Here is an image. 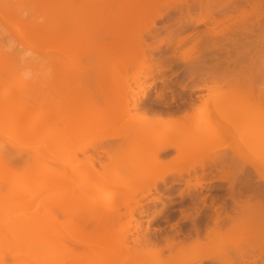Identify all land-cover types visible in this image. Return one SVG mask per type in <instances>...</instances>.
I'll list each match as a JSON object with an SVG mask.
<instances>
[{
    "label": "bare ground",
    "instance_id": "6f19581e",
    "mask_svg": "<svg viewBox=\"0 0 264 264\" xmlns=\"http://www.w3.org/2000/svg\"><path fill=\"white\" fill-rule=\"evenodd\" d=\"M75 1L77 0L37 1L33 19H42L38 27L46 29V32L34 42V49L26 48L14 53L15 59L19 64L29 63L35 66L38 51L52 48L54 55L64 63L55 64L53 77L49 82L37 80L34 83V91L27 102L10 104L11 100L8 97L21 98L22 93L19 90L21 88L13 87L15 68L10 63L13 51L10 53L5 50L0 51V100L5 99V102L0 104V122H3L16 136L29 140L38 139L39 129L43 132H55L56 135L64 129L79 135L78 138L70 141L68 146L78 143L81 137L102 135L71 152V161L78 159L77 154L83 156L79 165H60L74 178L77 186L92 192L81 198V201L73 203L67 197H53V199L52 196L45 197L47 199L45 208L59 212L57 222L59 218L62 219H59L61 221L57 225L63 230L59 228L58 231L72 235H61L53 243L46 242L47 240L43 239L45 236L37 233L35 220L24 217L20 221L19 232L23 236L31 234L29 236L35 237L34 240L31 238V242L27 239L28 246L33 245L35 249L13 244L12 241V244L3 243L27 252L34 251L38 253L39 259L47 254L52 256L51 261L57 264H86L99 255L105 260L103 264H113L117 258H120L123 264H129L137 259L144 261L146 257L158 256L164 251L170 254L182 248L200 251L199 249L212 242L233 238L235 242L245 244L246 249L234 255L224 251L211 255L197 252L192 256L196 257V260L187 264H264V232H259L264 205L242 168L224 155L212 157L204 155L197 160L192 159L186 168L176 170L172 166L181 160L180 157L169 162L164 160L170 149L179 148L181 143L192 137V128H197L199 131L205 129L203 124L184 121L204 113L213 102L198 96L200 105L190 99L182 110L150 112L142 106V101L146 98L144 92L148 86L141 89L140 96L136 97L135 92H132L130 98L127 93L128 85H125L124 89L120 87L122 76L131 68L137 69V74L133 77L134 82H145L153 77L154 67H159L156 70L158 74L170 68L173 61L166 64L169 61L166 57L156 60L152 54L172 49L174 55L175 50L181 46L180 41H175L174 37L181 30L201 24L205 28L202 37L191 43L185 53L179 55L189 81L203 83L208 81V84L194 86L190 91L205 89L207 96L213 92L224 95L238 93L237 90L243 88H247L250 93L253 92L254 78L251 75L230 69V66L234 65L230 59L219 61L216 56L206 57L205 53L214 51L217 37L221 34L226 35L227 30L232 28L230 26L233 22L235 24L240 19L252 16L255 10L240 11L235 14L231 10L220 13L218 8L208 9L201 12L202 20L194 24L191 9L187 4L184 11H177L176 6L173 5L182 0ZM206 1L213 2V0ZM198 2L200 3L199 0ZM198 6L200 8L201 3ZM175 11L178 12L175 29L164 27L165 39L154 45L146 43L144 34L147 32L149 38H154L158 33L156 22L171 18L170 13ZM28 26L29 24L22 27L16 35L17 39L26 37L29 33L26 31ZM222 87H232L236 90L220 91ZM242 97L239 105L256 106L264 117V92L258 91L255 102H251L246 96ZM238 110L242 111V108ZM84 117L86 118L82 120ZM26 119H31V124L22 126L21 123ZM241 123L249 126V130L254 135L262 133L264 129V120L260 127L252 126L254 120L248 118ZM172 124L176 125L182 135L168 138V141L164 142L163 138L166 134L161 129ZM114 142L116 143L111 145ZM67 149L66 146L59 154H65ZM89 150L96 154H88ZM23 151L30 150L20 149L18 152ZM130 154L137 156L133 161L135 163L132 167L133 171L130 169L131 171L120 180L105 182L98 178L93 162L96 161L104 170L116 160V157ZM102 155L106 156L105 160L102 159ZM195 164L200 167L202 174L195 177V182L191 186L188 180H185L184 183L189 189L180 192L178 198L190 196L191 189L197 190L200 187V178L205 175L204 169L214 167L218 181L230 180L229 192L235 216L229 215L224 204L221 205L220 211L215 212V216L211 217L206 233L201 234L196 224V219L200 215L198 204L201 199L195 195L192 208L194 215L184 216L185 220H189L194 226L193 239L189 235H183L181 238L173 235L165 238L166 245L162 247L160 241L154 242L145 234L134 237L127 227H133V232L138 233L141 228L138 225L140 220L134 218V213H137L139 218L143 214L136 193L140 192L142 198L150 194L151 188L155 189L156 184L165 182L168 177L179 180L183 175L189 176L195 170ZM0 170L12 174V167L4 159L1 151ZM256 174L262 178L261 172L256 171ZM38 175V177L27 176V179L25 176L23 180L33 184L48 183L49 185L47 175H43L41 171ZM24 185L18 182L19 191L24 192V194L20 193V200L0 196V205L7 204L6 207L12 213L16 212L18 207L28 211L34 200L32 194L38 189L25 191ZM122 195H127L129 198L124 200L121 198ZM150 203L156 202L150 201ZM161 206V210L166 209L164 202H161ZM121 208L123 211H120ZM161 213L162 211L155 212V215L147 221V226ZM127 215L129 218L124 221ZM110 251H115L118 255L109 257Z\"/></svg>",
    "mask_w": 264,
    "mask_h": 264
},
{
    "label": "rangeland",
    "instance_id": "374dc122",
    "mask_svg": "<svg viewBox=\"0 0 264 264\" xmlns=\"http://www.w3.org/2000/svg\"><path fill=\"white\" fill-rule=\"evenodd\" d=\"M37 1L0 0V51L3 52L5 50L9 53L13 51L11 52L13 55L10 61L12 67L15 68L13 87L15 89H18V87L21 88L19 90L22 93L21 98L8 97L11 100L10 104H19L20 101L27 102L30 100L29 97L35 88L34 83L37 80L49 82L53 77L55 64L58 62L64 63L54 55V49L52 48L38 51L39 54L38 58L36 57L35 66L29 63L19 64L15 59L14 53H18V51L26 48L34 49V42L46 32V29H40L38 27L42 19H33ZM94 1L100 2L101 0ZM184 1H178L173 5L176 6L177 11H184L186 9L185 5L187 4L191 9V17L194 24L202 20L201 12L208 9L218 8L220 13L231 10L235 14L240 11L248 12L255 10L252 16L246 17L248 19L236 20L237 22L235 21V24L233 22V25L231 24L230 26L232 28L227 30L226 35L223 33L224 35L221 34L217 37L216 47L218 46V48L216 49L215 47L214 51L205 53L206 57L216 56L219 61H226L227 59L233 61L234 65H231L230 69L248 73L254 78V91L250 93L247 88H243L237 90L238 93L232 92L224 95L213 92L209 96H207L208 93L205 89L190 91L194 86L208 84V81L205 83L201 81H189L179 55L180 53H185L191 43L196 42L202 37L205 28L201 24L188 27L186 30H181L174 37V40L180 41L179 43L181 45L175 50L174 58L172 49L157 51L152 54L156 60L166 57L167 61L169 60L166 64L173 61L174 63L170 68L158 74L156 70L159 67H154L153 77L145 82H134L133 77L136 76L137 69L131 68L126 75L122 76L120 87L124 89L126 87L125 85H128L127 93L129 95L128 98H130L132 92H135V96L138 97L142 94L141 89L148 86V89L144 92L146 98L142 101V106L150 112L182 110L187 106L188 100L190 99L194 100L197 105H200L201 102L197 99L198 96H201L202 99L212 101L213 103L205 109L204 113L184 121L185 123L193 122L199 125L203 124L205 125V129L199 131L197 128H192V137L190 136L191 138L181 143L179 148L170 149L165 155L164 160L169 162L176 157H180L181 160L172 166L176 170L186 168L192 159L197 160L204 155L210 157L224 155L242 168L245 175L249 177L251 183L256 188V192L263 202L262 205H264V129H262V133L254 135L249 130V126H244L241 123L245 118H248L254 120V125L252 126L260 127L264 117L262 111L256 106L247 107L239 105L243 99L242 96H246L251 102H255L258 98V91L264 92V0H213V2L199 0L201 3L200 8H198V4H200L198 0ZM177 11L170 13L171 18H165L156 22V30H158V33L154 38H149V33L147 32L144 34L146 43L154 45L158 41L165 39L166 31L163 29L164 27L175 29L176 16H178ZM28 24V30H23L29 33L26 37L23 36L22 39H17L16 35L18 32H20L23 26ZM7 46H10V48ZM162 46L164 47V45ZM208 63L210 62L208 61ZM229 89L236 90L232 87H222L220 91H228ZM172 96H174V99H172ZM4 102L5 99L0 100V104ZM238 108H242V111H239ZM68 115L70 116V114ZM85 118H82V120ZM30 120H23L21 125H30L32 122ZM181 128L184 127L181 126ZM161 130L165 131L166 134V137L163 138L164 142L168 141V138L180 137L182 135L175 124L166 128L164 127ZM54 133L43 132L39 129L37 130L38 139L34 138L35 140H29L28 138H21L18 134L16 136L3 122H0V151L4 159L12 167V174L10 175L0 170V182H2L0 185V196H8L20 200V193L24 194V192L19 191L18 182L20 185L27 184L24 185L26 188L23 187L25 191L32 188L38 189V191L32 194L34 200L28 211H24L18 207L17 211L12 213L6 207L7 204L0 205V264H57L51 261L52 256L43 253V258L39 259L38 253L34 251L27 252L12 248L3 242L11 244L13 242V244H20L22 247L24 245L26 248L31 249L32 247L33 250L35 249L31 243L30 245L32 246H28L29 242L27 239L31 242V238H33L29 236L31 234H27L30 237L29 239L27 235L23 236L19 232L20 221L24 217H31L35 220V226L37 227H34L37 229L39 235L43 234L45 236L43 239L47 240L46 242L53 243L61 235H72H67L64 231L63 233L62 231L60 232L63 229L58 226V223L62 219L59 218L61 220L58 219L59 222H57L59 212L45 208V200H47L45 197L52 196V199L53 197H67L73 203L81 201V198L86 197L92 192V190H83L77 186L74 178L67 173V170L61 168L60 165H79L83 160V156L77 154L78 159L71 161V152L102 135L93 134L81 137L78 143L68 146L69 142L76 137L78 138L79 135L72 134L64 129L58 135ZM115 143H111V145ZM66 146L68 149L65 154H59ZM20 149H29L30 151L19 153L18 151ZM88 154L96 153L89 150ZM119 157L120 159H118ZM119 157H116V160L111 162L104 170L99 167L96 161L93 162L92 165L97 170L99 179L105 182L116 179L120 180L126 173L133 169L132 167L135 165L133 161L137 158L136 155L130 154L125 157ZM102 159L105 160L106 156L102 155ZM39 171L43 175H47L49 185L48 183L33 184L31 182L28 183V180H23L25 176L26 179L28 178L27 176L38 177L40 175H38ZM256 171L262 173V178L256 174ZM203 173L205 175L200 178V187L197 190H190V196L192 197L185 195L183 199H180L177 195L189 189L184 183L185 180H188L189 186H191L195 182V177L202 174V170L197 164H195V170L189 176L183 175L179 180L168 177L165 182L156 184L155 189L151 188L150 194L142 198H140L142 194L137 192L136 197H138V203L141 206L143 214L139 218L137 213H134V218L140 220L138 225L141 228L138 233L133 232V227H127V230L132 232L134 237L145 234L154 242L159 243L160 241L159 244L162 247L166 245L165 238H170L173 235H177L176 238L189 235L193 239L195 237L194 226L189 220H185L184 216L194 215L192 208L196 196L201 199L198 204L200 215L196 219V224L201 234L206 233L211 217L215 216V212L220 211L221 205L224 204L226 212L229 215L235 216L232 210L233 203L230 199L231 195L229 192L230 180L218 181L215 176L214 167L205 168ZM50 184L53 186H50ZM144 191L146 190L144 189ZM212 194H218L219 197H212ZM121 198L125 200L129 197L122 195ZM150 201H155L156 203L151 204ZM161 202L166 204V209L161 210ZM174 202L178 203L172 205ZM177 208L181 209V211L174 214L170 213L172 209ZM120 211H123V209L121 208ZM158 211H162L161 215L147 226V221ZM13 215L16 216L12 217ZM128 218L129 216L127 215L123 220L126 221ZM260 218L261 227L259 228V232L262 233L264 232V212ZM54 219L55 222H53ZM133 224L136 223L133 222ZM59 228L60 230L58 231ZM38 230H41V232ZM22 241L23 243H21ZM245 249V244L237 243L231 238L227 241L219 240L212 242L202 249H199L200 251L185 248L176 250L171 254L164 251L158 256L146 257L144 261L137 259L129 264H187L189 261L196 260V257L192 256L197 252L211 255L224 251L230 255H234ZM109 254V257L118 255L115 251H110ZM104 261L102 255H99L98 258L88 261L86 264H103ZM113 264H123V262L120 258H117Z\"/></svg>",
    "mask_w": 264,
    "mask_h": 264
},
{
    "label": "flooded vegetation",
    "instance_id": "af4514ba",
    "mask_svg": "<svg viewBox=\"0 0 264 264\" xmlns=\"http://www.w3.org/2000/svg\"><path fill=\"white\" fill-rule=\"evenodd\" d=\"M178 196V195H177ZM219 197V195L218 194H212V197ZM190 199V198H189ZM178 202H174V203H172V205L173 204H177ZM179 211H181V209H179V208H177V209H172L171 211H170V213L171 214H174V213H178Z\"/></svg>",
    "mask_w": 264,
    "mask_h": 264
}]
</instances>
